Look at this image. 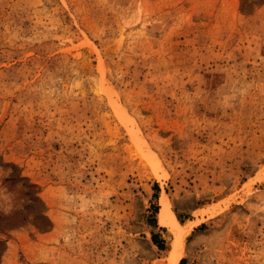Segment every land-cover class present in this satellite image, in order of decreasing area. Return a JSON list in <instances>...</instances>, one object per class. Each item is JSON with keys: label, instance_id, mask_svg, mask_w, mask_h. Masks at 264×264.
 Wrapping results in <instances>:
<instances>
[{"label": "rangeland", "instance_id": "rangeland-1", "mask_svg": "<svg viewBox=\"0 0 264 264\" xmlns=\"http://www.w3.org/2000/svg\"><path fill=\"white\" fill-rule=\"evenodd\" d=\"M161 192L264 264V0H0V264H168Z\"/></svg>", "mask_w": 264, "mask_h": 264}, {"label": "bare ground", "instance_id": "bare-ground-1", "mask_svg": "<svg viewBox=\"0 0 264 264\" xmlns=\"http://www.w3.org/2000/svg\"><path fill=\"white\" fill-rule=\"evenodd\" d=\"M159 205V222L161 223V225L169 227L171 231L176 234V238L172 239L170 242V249L168 251L167 262L168 264H178L182 255V248L180 247L178 234L182 227L170 207L169 200L165 192H161L160 194Z\"/></svg>", "mask_w": 264, "mask_h": 264}, {"label": "clouds", "instance_id": "clouds-1", "mask_svg": "<svg viewBox=\"0 0 264 264\" xmlns=\"http://www.w3.org/2000/svg\"><path fill=\"white\" fill-rule=\"evenodd\" d=\"M3 210V209H2Z\"/></svg>", "mask_w": 264, "mask_h": 264}]
</instances>
